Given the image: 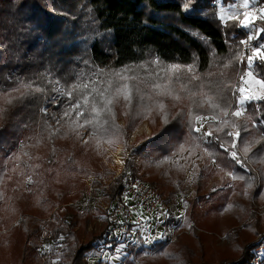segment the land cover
<instances>
[{
    "label": "trees",
    "instance_id": "16d2710c",
    "mask_svg": "<svg viewBox=\"0 0 264 264\" xmlns=\"http://www.w3.org/2000/svg\"><path fill=\"white\" fill-rule=\"evenodd\" d=\"M234 1L0 0V86L10 89L17 77L26 81L36 78V83L48 90L46 96L37 93L22 101L19 97L24 90L0 97V264H46L47 255L41 251L44 243L57 248V264H111L104 259L91 260L99 257L95 253L99 244H107L109 234L116 230L115 199L124 198L126 177L138 178V170L131 162L104 187L103 196L110 202L108 210L98 212L104 215V232L96 235L83 231L81 212L69 204L76 200V194L81 197V180L92 174L100 146L111 143L102 129L93 134L86 126L74 133L67 123L56 125L51 116H59L67 97L56 104L51 101L61 91H68L69 85L81 78L87 80L94 70L100 73L129 67V75L137 77L130 83L138 86L144 100L139 105L133 100V120L129 119L125 127L117 123L120 109L115 103L114 124L120 132L118 138L112 137L113 142L123 141L128 129L147 112H161L155 102L163 99L168 123H164L161 112L163 125L153 134L141 159L140 178L157 189L174 217L172 205L185 187L186 170L183 164L172 162L173 158L202 157L207 167L200 171L203 181L196 183V197L185 211L183 225L195 223L203 231L183 233L171 244L154 240L150 246L143 245L135 263L137 227L127 222L126 232L112 244V251L127 244L116 264H224L229 258L236 261L234 264H252L254 251L264 238L262 242L252 241L250 234L257 238L260 233L256 227L234 229L250 215L254 200L264 204V100L246 103L240 117L232 115L236 97L241 95L239 86L233 91L237 73L240 67L241 73L250 69L247 55L240 62L246 33L237 27L235 19L223 27L219 15V4L228 7ZM255 1L264 4V0ZM174 63L194 65L195 74L190 78L193 74L183 71L176 79L169 73L174 95L181 97L178 101L157 95L152 87L157 75L163 77L166 66ZM250 70L264 87V61L255 58ZM104 79L106 76H98L97 85ZM73 95L79 96V91ZM9 98H14L12 105L6 102ZM210 101L221 107L231 101L228 115L213 109ZM147 105H153L150 111ZM42 108L47 109V116ZM189 112L210 117L205 129L217 139L202 138L196 131L188 135L189 117L182 113ZM45 120L59 129L51 139L43 131ZM232 121L239 127L233 128ZM229 131L240 132L235 138L238 147H230L234 137L226 135ZM221 142L237 153L245 167L231 160L219 146ZM245 143L251 145L247 159L242 151ZM22 144L26 145L23 149ZM181 144L183 151L177 154ZM225 173H232V178H226ZM240 175L243 180L234 178ZM59 205L63 207L57 209ZM228 228L233 229L228 245L217 247L215 233L223 234Z\"/></svg>",
    "mask_w": 264,
    "mask_h": 264
},
{
    "label": "rangeland",
    "instance_id": "374dc122",
    "mask_svg": "<svg viewBox=\"0 0 264 264\" xmlns=\"http://www.w3.org/2000/svg\"><path fill=\"white\" fill-rule=\"evenodd\" d=\"M245 3H247L246 7ZM246 14H250L253 17V19H251V21L248 23L247 27L244 26ZM219 15L223 27L229 21L235 19L237 21V27H241L242 30L246 33V37L243 41L247 40V44L242 43V54L240 62L245 57V55H247L248 57L253 56V48H260L261 51L264 52V26H262L261 24L264 23V4H258L255 0H235L232 5L228 7L219 4ZM255 58L258 57L253 56L251 67H253ZM250 69L249 71H247V73H241L240 67L237 73L236 82L233 86V91H235L239 86L240 89H243V93L240 92L241 95L253 97L262 96L264 95L263 84L254 77ZM249 72H251L250 75ZM116 108L120 109L117 123L119 126L125 127L129 119L133 120L134 115L131 116V106H129L121 99L116 103ZM244 112L245 111H243V113ZM145 117L141 119L135 125V127H133V129H128L126 137L123 141H117L111 144H103L100 146V149L98 151V158H96L95 166H93L92 168V174H90L87 178H83L81 180L84 183V189L82 190L81 197L76 194V200L69 204V206L75 207L81 212L82 215L80 217L82 219L83 231H85L87 234L93 233L96 235H100L104 232L106 227L104 215L98 213L100 211H104L102 201L97 200L98 190L104 189V187L111 184L114 179H116V177H118L122 172L125 171L127 165H129L131 162L138 170L136 173L138 178L141 177V159L147 152L148 144L150 139L153 137V134L156 133L163 125L161 112H147ZM209 120H211L210 117L204 121L197 122V127L200 128L199 134L202 138H205L204 133L207 132L205 129V123ZM238 145V142H236V147H238ZM119 148H121L120 164L117 163L115 155L116 152H118ZM172 162L183 164L186 170V174L184 176L185 187L179 193L177 202L172 205L171 209V213L174 216H179L181 215L180 211H186L191 201L196 197V183H198L199 181H203L204 177V175L200 171L207 166L203 163V158L199 155H196L192 159L186 158V155H183L182 157L176 156L173 158ZM208 167H210L209 164ZM211 167L215 168V164L213 162L211 163ZM225 177L230 178L231 175H229V173H225ZM230 180L232 184L233 179ZM104 200L109 201L105 198ZM124 201L126 202V204L131 206V208L135 210L137 214H141L143 218H150L154 221L156 220L155 216L149 217L143 212L141 208H139L136 204H133L132 199L126 194H124ZM251 206L253 209L249 213L250 215H247L248 217L245 216L244 220L238 223L234 230H244V227L247 226L256 227L258 229V232H260L258 237H253V235L250 234V238H253L252 241L262 242L264 238V221H262L261 219H264V204L260 203L258 200H254ZM61 207H63V205H59L57 209ZM117 219L118 225L116 230L111 233V235L109 234L107 244H105L104 242H101L99 244L100 247L97 248L99 250L95 252L99 257L91 260L92 262L104 259L111 264L119 263L121 256L114 254V251H112V248L114 246L112 247V244L116 243L119 237L124 232H126V228L124 225L128 221L126 220L125 216L120 213H118ZM146 230L151 234L150 227H148ZM202 231L203 230L200 229L196 234ZM231 232H233V229L228 228L223 234H220L219 232L215 233L216 246L226 247L229 242L228 235ZM160 234H162L161 230L158 231L157 236H159ZM262 243H260L259 245H261ZM104 245H108L109 247L105 248ZM41 251L47 255L46 264L58 263L57 261L59 254L55 245L51 243H44L42 245ZM105 253L108 254V259H105ZM146 256H151V253L147 254ZM235 262L234 260H232V258H229L224 264H234ZM215 264L221 263L215 262ZM252 264H254V259L252 261Z\"/></svg>",
    "mask_w": 264,
    "mask_h": 264
},
{
    "label": "snow or ice",
    "instance_id": "6c2138e0",
    "mask_svg": "<svg viewBox=\"0 0 264 264\" xmlns=\"http://www.w3.org/2000/svg\"><path fill=\"white\" fill-rule=\"evenodd\" d=\"M246 6L247 3H245V7ZM185 7L187 8V3L185 4ZM251 19H253V17L250 14L245 15V27L248 26V23L251 21ZM242 43L247 44V40L242 41ZM252 53L253 56L259 57L262 61H264V52H262L260 48H253ZM253 56L248 57V60L250 62L249 67H251V61L253 60ZM152 63H159V61H152ZM193 69L194 65L183 66L178 63L169 64L164 69L163 77L157 75V80L155 83H153L152 87L157 95H160L165 98L171 96L173 99L178 101L181 99V97L179 95H174L175 89L170 86L172 77L169 76V73H172L176 79H179L180 74L183 71H186L188 73L193 74V76L190 78H194L195 74ZM130 72H132L131 67L117 71L108 70L107 72H105L104 70H101L100 73H97L94 70L92 76L88 77L87 80L81 78L78 82L69 85L68 91H61L59 96L54 97L52 99L51 103L56 104L61 97H67V102L61 106L62 111H60L59 116L53 113L51 116V120L54 121L56 125H61L62 122L67 123L71 131L74 133H78L80 128H86V126H89L93 129V134L102 129L107 136V142L112 143V137L116 136L118 138L120 132L118 126L114 124L115 112L113 108L115 103L122 99L125 103L131 106L134 99L137 100L138 105L143 103L144 100V96L140 94L138 86L130 83V81L137 79L134 73L129 75ZM250 74L251 72H249V75ZM42 76L44 77V79H47L48 74L44 73L42 74ZM98 76H106V79L100 82V86H98L96 83V78ZM14 84L15 86L10 89L0 86V97H11L13 92H21L22 90H24V94L19 97V99L22 101L27 97L35 96L37 93L41 94V96H46V93L48 91L46 88L43 87L42 84L36 83V78L29 79L26 81L24 78L17 77L15 79ZM77 91H79V96H74L73 93ZM237 91L243 93V89H237ZM89 97H91V101ZM13 99L14 98L7 99V104L12 105ZM236 99L237 107L235 110L232 111V115L234 117H240L243 111L246 110V103H249L253 100H264V95L255 97L240 95L236 97ZM210 103L213 109H219L223 112L225 116L228 115V110L231 106V101H227L223 107H221V105L217 104L214 101H210ZM152 107L153 105H147L149 111ZM155 107L159 108V110L163 113L162 119L164 123L167 124L169 117L168 113L165 111L166 105L164 103V100L161 99L156 101ZM86 111L88 113L87 116H85ZM41 112L44 113L45 116H47L46 108H42ZM73 113H75V115H73ZM2 114L3 110L0 109V115ZM182 116L189 117L188 135H190L192 131L200 132V128L195 127V124L199 121H204L208 118L206 115L191 112L182 113ZM81 117H83V120L80 119ZM110 119L113 121V123L111 124L109 123ZM261 122L264 123V121ZM221 123L227 124L228 122L221 121ZM105 125H108V127H104ZM211 127L212 125L210 124L209 128L211 129ZM232 127L238 128L239 125L235 121H232ZM245 130H247V125H245ZM43 131L48 132L49 139H51L53 136L56 135L59 129H53L51 124H49L48 121L45 120ZM204 135L206 137H213V132L209 130L207 133H204ZM226 135L234 137L233 141L230 144V147L235 148V138H239L240 132L229 131L226 133ZM261 138L264 139V137ZM31 139L33 138L29 137V140ZM213 139H217V137H213ZM84 142L87 143V140H85ZM25 146L26 145L22 144L21 149H23V147ZM219 146L230 155L231 160L235 161L236 164H240L241 167H245L244 161L237 156V153L235 151H229V148L226 147L223 142H221ZM250 147V144L245 143L242 148L245 159L248 158L247 153ZM180 151H183V144L178 147L177 154H179ZM205 151H207V149H205ZM229 175H232V173H229ZM234 178L243 180L244 176H234ZM161 215L167 214L161 213ZM142 235V240L139 238H134L133 243L138 245H150L153 240L165 238L163 234H160L159 236H152L150 233L147 232L146 228L142 231ZM61 239H63V237H61ZM104 247L107 248L109 246L104 245ZM126 247V243L117 246L114 250V254L118 256H123L125 254L124 249ZM145 254L147 253L145 252ZM162 254L163 253H161V255ZM108 258V254L105 253V259Z\"/></svg>",
    "mask_w": 264,
    "mask_h": 264
},
{
    "label": "built area",
    "instance_id": "2783aa9c",
    "mask_svg": "<svg viewBox=\"0 0 264 264\" xmlns=\"http://www.w3.org/2000/svg\"><path fill=\"white\" fill-rule=\"evenodd\" d=\"M124 192L128 195L136 205L143 210V212L150 216H155L156 220L143 218L138 215L135 210L131 208L124 198L117 197L115 199L118 213L125 216L128 222L137 227L136 238L143 239L142 231L148 227L151 228V235L157 236L158 231L161 230L165 238L162 239L166 244L174 243L177 237L183 233L190 234L191 232L197 233L200 228L192 223L189 227H184V214L185 211L181 210V215L172 217L169 213L167 204L165 203L162 195L152 185L138 179L132 175H128L125 180ZM102 201L103 210H108L110 206L109 201L104 200L103 189L98 190V199ZM165 213L167 215H161ZM155 241L153 240L151 244ZM150 244V245H151ZM144 245V246H150ZM143 245H133V259L138 263V253ZM254 264H264V243L257 246L254 251Z\"/></svg>",
    "mask_w": 264,
    "mask_h": 264
},
{
    "label": "bare ground",
    "instance_id": "6f19581e",
    "mask_svg": "<svg viewBox=\"0 0 264 264\" xmlns=\"http://www.w3.org/2000/svg\"><path fill=\"white\" fill-rule=\"evenodd\" d=\"M120 152H121V148H119L118 152H116V159H117V163L120 164L121 163V158H120Z\"/></svg>",
    "mask_w": 264,
    "mask_h": 264
},
{
    "label": "crops",
    "instance_id": "0c3cea01",
    "mask_svg": "<svg viewBox=\"0 0 264 264\" xmlns=\"http://www.w3.org/2000/svg\"><path fill=\"white\" fill-rule=\"evenodd\" d=\"M133 201V200H132ZM133 204H136L134 201H133Z\"/></svg>",
    "mask_w": 264,
    "mask_h": 264
}]
</instances>
